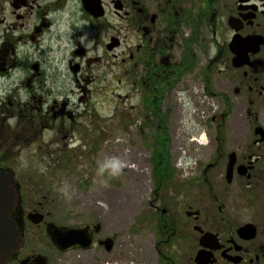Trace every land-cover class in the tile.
Masks as SVG:
<instances>
[{
  "label": "flooded vegetation",
  "instance_id": "af4514ba",
  "mask_svg": "<svg viewBox=\"0 0 264 264\" xmlns=\"http://www.w3.org/2000/svg\"><path fill=\"white\" fill-rule=\"evenodd\" d=\"M0 30V169L15 175L22 239L1 264H264V0H0ZM110 57L119 141L132 122L153 173L119 238L99 216L57 219L41 176L67 159L104 168L116 120L89 101L109 89ZM64 73L73 90L54 92L47 79ZM182 116L210 158L191 179L174 170L182 148L169 162Z\"/></svg>",
  "mask_w": 264,
  "mask_h": 264
},
{
  "label": "rangeland",
  "instance_id": "374dc122",
  "mask_svg": "<svg viewBox=\"0 0 264 264\" xmlns=\"http://www.w3.org/2000/svg\"><path fill=\"white\" fill-rule=\"evenodd\" d=\"M111 23L117 25L116 20L111 19ZM113 32L111 30V34ZM10 35L14 36L13 33L9 32ZM116 54H119V51ZM34 56H37V54L34 53L33 58ZM116 62V60L110 57V83L108 91L104 94L93 95L89 101L90 103L92 102L93 114L95 116L99 118H114L116 120L109 123L108 142L104 148L106 152L97 153V160L94 159L98 166L102 165L104 168H100L101 170L99 169V171L94 172L88 169L84 170L83 164L73 168L76 161L67 159L66 164L68 165V169L52 168L48 174L41 176L43 183H47L48 192L56 200L53 209L57 219L70 221V218H72L75 221L78 217V221L88 223L99 216L104 219V223L110 229L115 227L111 234L115 233V237L119 238L123 233L120 227L123 224L122 220L129 221L137 214L136 205L141 197L144 200L149 198L153 173L150 164V143L144 142L141 144L135 136L132 122H130L131 126L126 124L127 136L121 142L119 141V136L122 132H119L118 127V96H122L124 90L120 89V87H123V84L121 86L118 84L120 74ZM57 67H59L58 63ZM69 81L68 74L64 73L63 78H48L47 85L54 92L70 93L73 88ZM6 92V87L3 90L0 88V103L7 96ZM58 93L57 96H59ZM125 94H127V99H129L127 107H129V104L134 105L136 101L132 97V94ZM72 101L75 102V97H73ZM114 110H116L115 113ZM188 113L193 115L194 111H189ZM127 117L125 116V119ZM180 120L183 123L179 124V126L175 122L169 124V127L173 125L171 132L169 131L172 136V144L170 146L172 150L169 162L172 165L174 164L175 160L178 159L175 157L182 148V157L178 159L180 167L176 169V164L173 166L175 167L174 170L179 174L174 172L177 176L182 173L184 177L190 176L189 178L191 179L194 176L192 174L194 168L197 165H206V162L208 163L210 158L206 154L207 149H202L196 144L188 143L187 137L189 135L190 138L195 137L194 133L197 124L193 123L191 117L187 116H182ZM124 123L129 122L125 121ZM197 139L199 143L205 142V139L200 140V136ZM143 146L145 150L142 149ZM24 155L17 159L19 166L21 164L24 165L26 162ZM103 169L104 171L102 172Z\"/></svg>",
  "mask_w": 264,
  "mask_h": 264
},
{
  "label": "water",
  "instance_id": "95a60500",
  "mask_svg": "<svg viewBox=\"0 0 264 264\" xmlns=\"http://www.w3.org/2000/svg\"><path fill=\"white\" fill-rule=\"evenodd\" d=\"M19 203L18 185L9 169H0V264L7 261L22 244L20 232L11 220ZM75 230H66L69 237Z\"/></svg>",
  "mask_w": 264,
  "mask_h": 264
},
{
  "label": "clouds",
  "instance_id": "9594fccd",
  "mask_svg": "<svg viewBox=\"0 0 264 264\" xmlns=\"http://www.w3.org/2000/svg\"><path fill=\"white\" fill-rule=\"evenodd\" d=\"M5 7H7V5H5ZM66 28V24H61L60 26V30L64 31ZM47 42V41H46ZM64 43H67L66 41ZM53 47H55V42H53ZM61 67L63 68V65H61Z\"/></svg>",
  "mask_w": 264,
  "mask_h": 264
}]
</instances>
